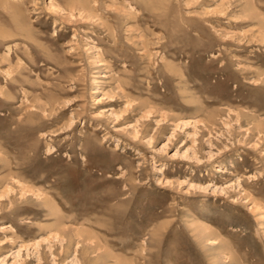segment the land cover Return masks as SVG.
<instances>
[{"label":"rangeland","instance_id":"rangeland-1","mask_svg":"<svg viewBox=\"0 0 264 264\" xmlns=\"http://www.w3.org/2000/svg\"><path fill=\"white\" fill-rule=\"evenodd\" d=\"M77 1L0 0V264H264V0Z\"/></svg>","mask_w":264,"mask_h":264},{"label":"bare ground","instance_id":"bare-ground-1","mask_svg":"<svg viewBox=\"0 0 264 264\" xmlns=\"http://www.w3.org/2000/svg\"><path fill=\"white\" fill-rule=\"evenodd\" d=\"M89 4H90V1L89 0H78L77 1V4H76V5H78V7H76V5H74L73 8H70V9L73 10V9L79 8L80 11L81 10L83 11V10H86V9H88V8L91 7ZM82 13H84V12H82ZM79 14H81V12ZM39 195L41 196V194H39ZM79 235H81V233H79ZM94 247H95V245H94Z\"/></svg>","mask_w":264,"mask_h":264}]
</instances>
